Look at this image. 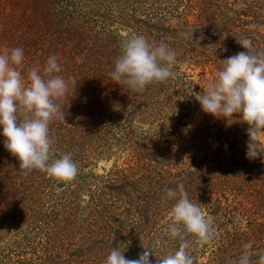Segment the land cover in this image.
Segmentation results:
<instances>
[{"label":"trees","instance_id":"trees-1","mask_svg":"<svg viewBox=\"0 0 264 264\" xmlns=\"http://www.w3.org/2000/svg\"><path fill=\"white\" fill-rule=\"evenodd\" d=\"M132 35L175 49L174 77L142 93L115 84ZM243 38L264 50V0H0V48L24 50L25 82L49 56L76 81L49 135L53 159L70 154L78 167L68 182L24 175L0 130V264H105L120 243L126 259L144 248L163 257L179 241L166 231L175 201L162 197L181 183L215 218L212 242L189 249L195 264H232L248 242L254 259L264 254V157L246 158L237 116L205 114L195 99ZM111 159L107 175L90 172Z\"/></svg>","mask_w":264,"mask_h":264},{"label":"clouds","instance_id":"clouds-1","mask_svg":"<svg viewBox=\"0 0 264 264\" xmlns=\"http://www.w3.org/2000/svg\"><path fill=\"white\" fill-rule=\"evenodd\" d=\"M181 35L193 45L199 42L193 41V32ZM237 42L245 51L219 60L221 68L215 79L195 94V99L205 114L228 122L237 116L239 123L247 125L246 158L255 160L264 157V50H258L248 38ZM177 56L178 52L163 41L150 43L143 35H132L121 41V53L108 75L115 84L142 93L149 85L174 77ZM23 61L21 47L0 48V130L4 146L18 159L22 174L38 170L50 179L71 181L77 176L78 167L70 154L53 159L49 131L53 121L65 122L62 102L70 84L75 86L76 81L60 75L62 66L57 57L49 56L43 68L33 66L28 71L25 82L18 70ZM162 200L175 201L166 231L170 238L179 241L178 248L163 257L144 248L138 259H126L121 246L128 245L120 243L111 249L105 264H151V255H155L156 264H195L189 249L193 241L199 245L212 242L215 218L205 212L203 204L190 201L182 183L166 188ZM252 247L251 242L244 244L232 264H264V254L254 259Z\"/></svg>","mask_w":264,"mask_h":264},{"label":"rangeland","instance_id":"rangeland-1","mask_svg":"<svg viewBox=\"0 0 264 264\" xmlns=\"http://www.w3.org/2000/svg\"><path fill=\"white\" fill-rule=\"evenodd\" d=\"M260 159V158H258ZM122 164V161L119 162V165ZM115 160H99L95 167L90 168V172L97 177H102L107 175L114 167Z\"/></svg>","mask_w":264,"mask_h":264}]
</instances>
